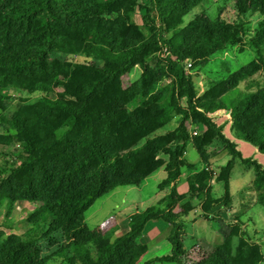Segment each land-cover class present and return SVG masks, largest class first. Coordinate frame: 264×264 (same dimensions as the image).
<instances>
[{"label": "trees", "instance_id": "1", "mask_svg": "<svg viewBox=\"0 0 264 264\" xmlns=\"http://www.w3.org/2000/svg\"><path fill=\"white\" fill-rule=\"evenodd\" d=\"M203 1L0 0V156L15 149L12 162L0 164V264H138L148 253L139 239L156 221L168 225L171 251L144 264H263L243 218L255 205L264 210V167L243 158L225 128L264 155V0H234L233 19L221 9L214 20L201 12L185 25ZM246 32L254 58L209 77L198 95L195 77L208 75L210 59ZM136 67L141 73L129 82ZM59 87L65 104L23 98L9 112L12 91L49 96ZM198 128L204 131L192 136ZM189 145L200 165L186 159ZM212 147L230 158L218 198L211 194ZM238 162L254 173L245 188L254 205L243 193L232 214L230 171ZM161 168L157 204L132 213L124 235L112 239L113 229L85 225L99 198L139 187ZM185 173L188 190L180 194ZM194 200L209 223L228 218L227 231L211 250L187 256ZM21 202L35 207L15 234L11 215Z\"/></svg>", "mask_w": 264, "mask_h": 264}, {"label": "rangeland", "instance_id": "2", "mask_svg": "<svg viewBox=\"0 0 264 264\" xmlns=\"http://www.w3.org/2000/svg\"><path fill=\"white\" fill-rule=\"evenodd\" d=\"M234 0H204L199 7L191 10L190 13L185 15L184 24H188L194 19L196 15L201 12H204L211 20L216 19L220 10L222 9V16L233 19V11L231 10V4ZM259 20L258 16H255L252 20V23L255 24ZM135 21L138 24H141L140 13H137L135 16ZM247 29V28H246ZM249 32H246L244 41L237 46H231L226 49L222 54L217 55L210 59L208 65L206 66V72L208 75H199L195 77V84L197 88V94L201 95L207 86V80L209 77L220 76L227 72H235L241 66L247 64L254 58V51L248 43ZM42 55V52H39ZM74 62L84 64V60L79 57L72 58ZM189 71V69H188ZM140 69L134 68L130 71L129 82H133L140 75ZM11 100L9 101V112H15L18 110L20 105L19 100L27 98L29 103H44V99H47L48 103L51 104H65L66 100L62 95V88H56L54 93L45 96L42 94H33L27 95L26 93H20L17 91H12L10 93ZM176 126V122H173L170 126L171 128ZM194 131V130H193ZM198 132L202 133L204 128H198ZM225 135L227 138L231 139L237 144V149L242 154L243 158H252L256 160L259 164L264 167V155L257 152V150L249 145L248 143L235 140L232 137L230 130V124L225 128ZM3 150L2 152L6 156H0V164H10L13 159L11 154L15 153V149L10 148ZM212 151L215 152L213 158L210 160L211 169L213 171V179L211 181V194L214 197L218 198L223 194V185L221 182H218L219 176H225L228 172V162L230 160L226 152L217 151L212 147ZM217 152V153H216ZM186 159L200 165L199 157L196 151L189 145L186 151ZM185 173L181 179L183 183L181 185H186V176ZM230 186L232 194V209L231 213H235L239 210L240 207V197L244 193V201H250L252 198L251 193H246L245 188L252 182L254 173L251 170H247L239 162L236 163L232 171H230ZM166 177V173L163 168L154 172L150 177L143 181L139 187H118L111 191L109 194L104 195L99 198L91 208L85 212L84 222L85 225L93 230L97 227H107L114 230L112 239H115L119 236L124 235L128 231V217L132 213L138 211H144L147 208L157 204L159 200L158 195V184L162 182ZM186 187V186H185ZM251 206L254 205V201H250ZM194 205L197 206V209L200 210V203L198 200H194ZM34 205H31L26 202L17 203L13 209L11 218L13 223L12 233L22 234L27 227L26 219L34 211ZM177 210V209H176ZM5 209H0V223L4 220ZM197 214H200L197 212ZM194 217V213L190 214V218ZM228 221L227 219H224ZM195 229H192L187 225L186 237H185V251L187 256L197 251L199 248L206 249L207 245H210V241H216V224L207 223L200 217H195ZM226 221V222H227ZM153 224H158V228H153L149 231V225L144 230L142 237L139 239L140 242L144 243L148 247V253L143 258V261L138 264H144L152 256H162L169 253L170 246L165 240L164 230H161L163 227L167 230V225L164 223L155 222ZM161 226V229H160ZM243 226L247 230L250 236H252L254 242L259 243L262 248V253L264 255V210L255 205L252 210L248 212V215L243 218ZM218 228V225H217ZM217 231L221 236L224 234L223 231L227 229L224 227ZM202 235L204 239L200 240L199 238H193L192 235ZM167 233V232H166ZM218 241V240H217ZM216 241V242H217ZM150 249V251H149ZM51 264V263H49ZM154 264H167V263H154ZM264 264V261H263Z\"/></svg>", "mask_w": 264, "mask_h": 264}, {"label": "crops", "instance_id": "3", "mask_svg": "<svg viewBox=\"0 0 264 264\" xmlns=\"http://www.w3.org/2000/svg\"><path fill=\"white\" fill-rule=\"evenodd\" d=\"M186 181V180H185ZM184 181H183V179H181L180 180V182H179V185H178V192L180 193V194H185L186 192H187V190H188V187H187V184L184 186V185H181L182 183H183ZM158 195H159V193H158ZM160 198V197H159ZM197 212H199L200 214H197ZM191 213H194V217L193 218H190V215H189V217L187 218V225H189L192 229H195V217L197 216V217H200L201 219H203L204 221H206L207 223H209L207 220H205L203 217H201V212H200V210L199 209H195L193 212H191ZM190 213V214H191ZM156 222H161V221H156ZM153 223H155V222H150V223H148L147 224V226L149 225V231L151 230V229H153V228H158V224H153ZM161 223H163V222H161ZM215 224H216V231H215V234H216V237H214V239H216V241L214 240V241H210L209 243H210V245H207V247H206V249H203V250H206V251H209V250H211L212 249V247L214 246V245H218V244H220L221 242H222V240H223V235L225 234V232L227 231V229H225V231H223L224 232V234L221 236V234H218L217 233V231L218 230H220L219 229V227H221V229H223L224 227H226L227 226V222L225 221V220H222V221H218V222H214ZM163 225H165V223L163 224ZM167 225V224H166ZM217 225H218V228H217ZM147 226L145 227V229L147 228ZM168 226V225H167ZM227 228V227H226ZM160 229H161V226H160ZM161 230H164V234H166L165 235V240H166V237H167V235H168V231H169V227H167V230L168 231H166V228L164 229V227L161 229ZM224 230V229H223ZM187 231V230H186ZM167 232V233H166ZM193 233H194V235H192L193 236V238L195 239V238H197V237H200L199 239L200 240H202V239H204V237L202 236V235H195V232H194V230H193ZM185 237H186V235H185ZM167 241V240H166ZM168 243V242H167ZM169 244V243H168ZM169 246H170V244H169ZM149 251H150V249H149ZM170 251H171V246H170V250H169V253H167V254H165V255H162V256H166V255H169L170 254ZM157 257H161V256H157V255H155V256H152V257H150L149 258V260H152V259H154V258H157Z\"/></svg>", "mask_w": 264, "mask_h": 264}, {"label": "built area", "instance_id": "4", "mask_svg": "<svg viewBox=\"0 0 264 264\" xmlns=\"http://www.w3.org/2000/svg\"><path fill=\"white\" fill-rule=\"evenodd\" d=\"M190 67H191V64H187V65L185 66L186 71H188V69H189ZM199 133H200V132H198L197 130H194V131L191 132L192 136H197Z\"/></svg>", "mask_w": 264, "mask_h": 264}]
</instances>
